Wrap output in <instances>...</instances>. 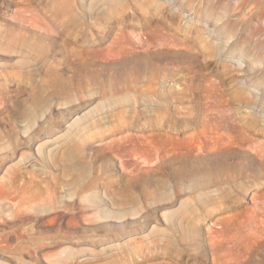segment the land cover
Listing matches in <instances>:
<instances>
[{
  "label": "rangeland",
  "instance_id": "1",
  "mask_svg": "<svg viewBox=\"0 0 264 264\" xmlns=\"http://www.w3.org/2000/svg\"><path fill=\"white\" fill-rule=\"evenodd\" d=\"M0 264H264V0H0Z\"/></svg>",
  "mask_w": 264,
  "mask_h": 264
},
{
  "label": "bare ground",
  "instance_id": "2",
  "mask_svg": "<svg viewBox=\"0 0 264 264\" xmlns=\"http://www.w3.org/2000/svg\"><path fill=\"white\" fill-rule=\"evenodd\" d=\"M220 36L222 37L223 41H225V39H229V36H230V33H229V30L226 28V29H220ZM238 52H240V54L244 55L245 52L243 49H240L238 50Z\"/></svg>",
  "mask_w": 264,
  "mask_h": 264
}]
</instances>
